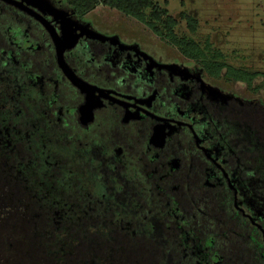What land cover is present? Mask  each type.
<instances>
[{
    "label": "trees",
    "instance_id": "1",
    "mask_svg": "<svg viewBox=\"0 0 264 264\" xmlns=\"http://www.w3.org/2000/svg\"><path fill=\"white\" fill-rule=\"evenodd\" d=\"M64 1L79 17L102 5L134 18L209 79L264 88V72L233 67L209 42L174 32L182 19L196 33L193 14L172 17L153 0ZM30 39L35 48L14 50L0 34L9 59L0 61V264H264L261 232L234 208L227 182L246 214L252 194L264 208V107L206 106L203 136L219 169L189 132L154 148L153 121L123 123L111 104L82 125L83 94L58 67L48 33L39 25ZM94 42L84 54L65 51V61L87 82L124 89L90 62ZM159 113L173 112L165 103ZM258 223L264 229V216Z\"/></svg>",
    "mask_w": 264,
    "mask_h": 264
},
{
    "label": "rangeland",
    "instance_id": "2",
    "mask_svg": "<svg viewBox=\"0 0 264 264\" xmlns=\"http://www.w3.org/2000/svg\"><path fill=\"white\" fill-rule=\"evenodd\" d=\"M153 1L160 7H165L172 17H178L179 13L193 14L197 25L196 33L191 35L185 21L178 19L174 32L179 37L186 35L200 43L209 42L212 48L222 52L225 62L233 67L264 72V0ZM44 2L68 16L71 24L80 31L87 32L90 37L96 35L99 38L114 39L120 51L132 47L153 61L163 64L169 62L175 71L185 75L196 76L195 72L198 73L197 75L202 76V88L211 98L225 101L231 97L239 104L264 107V88L255 94L243 83L209 79L202 68L184 59L172 46L132 17L102 5L79 17L73 14L72 8L64 0ZM261 81V77L256 79L254 86ZM216 150L215 147L214 151ZM244 205L248 207L253 220L258 221L264 216V208L260 206V199L256 194L245 200Z\"/></svg>",
    "mask_w": 264,
    "mask_h": 264
},
{
    "label": "flooded vegetation",
    "instance_id": "3",
    "mask_svg": "<svg viewBox=\"0 0 264 264\" xmlns=\"http://www.w3.org/2000/svg\"><path fill=\"white\" fill-rule=\"evenodd\" d=\"M47 10H54L58 12L56 9L47 5L44 1L0 0V34L2 33V36L4 35L5 38L10 41L8 45L14 48V50H20L21 47H25L27 49L35 48L36 44L30 41L33 30L38 28L39 25L45 30L44 26L36 19L35 16L39 15V17H42L44 20L49 22V24L54 28L55 32L58 35L61 34L60 27L64 18L60 15H53L52 13L51 15ZM66 18L68 19V16H66ZM72 27L74 28L76 34L82 32L73 24ZM85 33L86 34L78 38L76 44L68 50L73 52L79 51L84 54L85 50L87 49V45L95 43L94 41H96V43L98 42L99 46L96 47L97 49L93 51V53H90V62L95 64L96 59L100 60L107 66L114 79L120 81L121 85H124L125 88L118 91L115 89L100 87L93 83L87 82L77 76L74 70H72L68 63L65 61V58L64 61L78 78L88 83L89 85L95 86L99 89L110 91L111 97L122 102L115 103L107 99H102V105L104 104L103 107L105 108L110 104L113 107H117L121 114L122 122L125 110H128L133 116V118L129 121H139L143 119V117H149L153 121L151 125V134L155 125H165L164 131L167 135L165 138L164 146L159 149H163L165 147L166 141L170 138V135L175 133L176 131H179L181 133H185L186 131L189 132L193 139L195 147L202 153L203 151L200 148H205L209 157H206L204 153L203 155L207 159L212 161L215 165L217 164L219 166L218 168L221 169L218 161L209 154V141L203 136L206 130L207 117L209 116L208 110H206V106H208L209 108H213L212 104L217 106L224 105L229 100H233L235 102L237 101L231 97H228L227 99H225V101L218 98L209 97L206 94L205 90L202 88V76L197 75L198 73L196 72V76L185 75L181 72L175 71L169 62L163 64L160 63V61H153L149 59L146 54V56H143L142 54L136 52V49L132 47L120 51L117 48V44L114 39L99 38L96 35L94 37H90L87 32ZM51 42L53 44L52 39ZM65 51L63 52V57L65 55ZM53 55L56 59L55 48L53 50ZM8 60L9 59L5 57L4 54L0 56V61L3 62L2 66H8V64L5 63ZM98 66L100 65L98 64ZM33 78L35 82L36 77ZM92 93L95 95L97 94V92L94 90L92 91ZM153 93H155V96L154 99L150 102V105L139 103V100H144L151 96ZM204 94L208 96V102L211 103L208 104L206 102L207 100L204 99ZM82 96L84 102V94ZM7 97H9V95L5 93V96H3L2 98L6 99ZM83 102L81 104H83ZM165 103L170 106V109L173 112L172 114L170 113L169 116L161 115L159 113V111L165 107ZM158 119H161V121ZM234 198H236L235 201L237 205V194L234 195ZM234 208L238 210L235 206ZM242 215L246 216V218L253 226L255 225L252 222L260 225L257 220H253L249 213L246 214L244 212V214L242 213ZM247 215H249L252 220H250Z\"/></svg>",
    "mask_w": 264,
    "mask_h": 264
},
{
    "label": "water",
    "instance_id": "4",
    "mask_svg": "<svg viewBox=\"0 0 264 264\" xmlns=\"http://www.w3.org/2000/svg\"><path fill=\"white\" fill-rule=\"evenodd\" d=\"M36 1H44V0H36ZM50 14L52 13L53 15H60L61 17L64 18L61 23L60 27V32L61 34L58 35L54 28L44 20L42 17H39V15L35 16L36 19L44 26L45 30L48 32L50 35V38L53 41V45L55 48V54H56V62L59 66V68L62 70L63 74L65 77L76 87L78 90L84 94V102L78 107V114H79V121L82 125H86L93 120V111L94 109L102 107V99H107L111 102L115 103H122L121 101L113 98L110 96V91L104 90V89H99L95 86L89 85L88 83L84 82L80 78H78L73 71L69 68V66L66 64L64 61L63 57V52L65 50L71 49L77 42L78 38H80L82 35L85 34V32H81L76 34L74 28L72 27V24L68 22V19L66 18V15L63 14L62 12H56L54 10H47ZM51 14V15H52ZM96 91L97 94H93L92 91ZM155 93H153L151 96L144 100H139V103L143 104H148L150 105V102L154 99ZM153 117V116H152ZM133 116L128 110H125V114L123 117V122H128L130 119H132ZM161 121V119H158ZM163 121V120H162ZM165 121V120H164ZM165 125L162 124H157L153 127L152 134L149 138V144L152 145L155 148H162L164 146L165 138H166V133L164 131ZM197 140V138H196ZM203 153L206 155V157H209L207 151L205 148L201 147L200 148ZM217 165V164H216ZM217 167H219L217 165ZM224 176L227 177V175L224 173ZM228 186L230 189L234 191V195L236 194V191L234 190L233 186L231 185L229 179H228ZM236 198H234V206L241 211L244 214V211L242 208H239L236 205ZM247 217L251 219L249 215ZM255 227H257L262 234L263 241H264V230L261 228L260 225L252 222Z\"/></svg>",
    "mask_w": 264,
    "mask_h": 264
}]
</instances>
